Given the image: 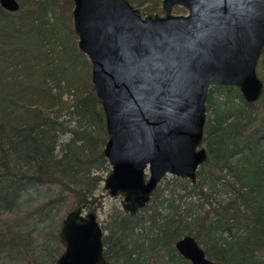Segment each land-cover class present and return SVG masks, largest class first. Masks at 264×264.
I'll return each mask as SVG.
<instances>
[{
	"label": "trees",
	"instance_id": "1",
	"mask_svg": "<svg viewBox=\"0 0 264 264\" xmlns=\"http://www.w3.org/2000/svg\"><path fill=\"white\" fill-rule=\"evenodd\" d=\"M25 1L0 7V264H52L62 212L88 210L109 171L106 135L71 0ZM256 72L254 103L235 87L209 89L194 183L167 175L134 216L115 211L101 225L109 264H190L174 249L183 235L212 261L264 264V49Z\"/></svg>",
	"mask_w": 264,
	"mask_h": 264
},
{
	"label": "water",
	"instance_id": "2",
	"mask_svg": "<svg viewBox=\"0 0 264 264\" xmlns=\"http://www.w3.org/2000/svg\"><path fill=\"white\" fill-rule=\"evenodd\" d=\"M76 48L89 63L90 84L103 117L101 154L109 166L101 193L88 210L65 212L52 264H109L95 206L120 197L134 216L167 175L196 180L206 160L205 103L212 87H235L246 103L259 99L256 72L264 49V0H161L141 14L128 0H71ZM8 12L16 0H0ZM174 7L184 14H172ZM174 249L190 264L208 259L191 235Z\"/></svg>",
	"mask_w": 264,
	"mask_h": 264
},
{
	"label": "rangeland",
	"instance_id": "3",
	"mask_svg": "<svg viewBox=\"0 0 264 264\" xmlns=\"http://www.w3.org/2000/svg\"><path fill=\"white\" fill-rule=\"evenodd\" d=\"M27 1H35V0H26L25 2H27ZM150 1L151 0H147L145 3H143L142 6H135V3H131V4H133L135 7H137L141 11L142 14H145L147 11L144 10L143 6H146ZM16 2H19V0H16ZM71 8H72V3L70 5V11H71ZM70 11H69V19H70V24H71ZM171 12H172V14H176V15L185 13L184 9L181 8V7H174L171 10ZM156 13H160V3H158V9H157ZM100 193H101V189H98L95 192V195L97 196ZM119 201H120V197L119 196L109 197L107 195H104L98 201V203L95 206V212H96L97 219H98V221L100 222L101 225H106V223H108L109 216L113 212L118 211V213H123L121 208H120ZM66 211L67 210H64L62 212L61 217L64 215V213Z\"/></svg>",
	"mask_w": 264,
	"mask_h": 264
},
{
	"label": "flooded vegetation",
	"instance_id": "4",
	"mask_svg": "<svg viewBox=\"0 0 264 264\" xmlns=\"http://www.w3.org/2000/svg\"><path fill=\"white\" fill-rule=\"evenodd\" d=\"M140 12H141V11H140ZM148 13H151V12H148ZM141 14H142V13H141ZM145 14H146V13H145ZM157 14H161V11H160V13H157ZM142 15H143V14H142ZM139 211H140V210H139ZM139 211H138V212H139ZM122 212H123V211H122ZM123 213H124V212H123ZM125 214H126V213H125Z\"/></svg>",
	"mask_w": 264,
	"mask_h": 264
}]
</instances>
